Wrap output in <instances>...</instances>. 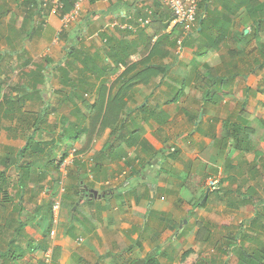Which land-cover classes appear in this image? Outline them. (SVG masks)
<instances>
[{
    "label": "crops",
    "instance_id": "crops-1",
    "mask_svg": "<svg viewBox=\"0 0 264 264\" xmlns=\"http://www.w3.org/2000/svg\"><path fill=\"white\" fill-rule=\"evenodd\" d=\"M198 7L186 30L163 0H84L69 21L42 0H0V79L15 63L21 73L0 93L2 264H44L47 252L52 264H171V249L200 251H180L181 239L196 240L191 222L210 232L221 207L250 211L229 229L264 252V209L233 199L264 197L253 142L264 131V0ZM237 124L238 149L227 136Z\"/></svg>",
    "mask_w": 264,
    "mask_h": 264
},
{
    "label": "rangeland",
    "instance_id": "rangeland-1",
    "mask_svg": "<svg viewBox=\"0 0 264 264\" xmlns=\"http://www.w3.org/2000/svg\"><path fill=\"white\" fill-rule=\"evenodd\" d=\"M15 64H13V67H11L8 70V74L9 75H8V79H7L8 82L7 83H9V87L11 86L10 88L12 89V91H13V86L15 84H17V82L19 81L18 76L21 75V73H19L20 72L19 71L20 67L18 68ZM26 74H28V73H26ZM20 83H21V81H19L17 86H15L16 89H18V85H20ZM9 92H10V90H9ZM5 97H9V96H5ZM34 102H35V100H34ZM158 113L162 114V111L160 110ZM256 113H257V116H258V119H259L258 123H261L263 125L262 128H264V122H262V121H264V112L263 113L262 112H256ZM48 114H51V112L49 111V112H45L44 113V117L46 118V120L50 119V117H48V119H47ZM49 121L46 122V124H44V125H49ZM49 129H51V128L49 127ZM261 132H262L261 130L258 131V134H257L258 137L256 138V140H253L254 143H255V141H257V148H259V149H261V147L264 146V131H263V134H260ZM155 142L157 143L156 140H155ZM253 154L254 153L248 155V158L250 160L254 158ZM258 165H262L261 160L259 161ZM194 180L196 181L195 178H194ZM198 180H199V177H198ZM262 180L264 181V176L262 177ZM189 184L191 185V188H189V190H194V187H196V185L191 183V182H189ZM262 193L264 195V190L263 191L259 190V194L261 195ZM189 194L190 195L188 196V200H190V199H192V198L197 196L196 193L191 194V191H189ZM199 194L203 198V197H206L207 192L206 191L205 192L204 191L203 192L200 191ZM189 197H190V199H189ZM185 198H187V194L185 195ZM197 201L193 200L194 203H196ZM255 201L258 204V201L257 200H255ZM218 209H219V214L216 215L215 217H216V220H218L219 223H215V222L212 221L214 223V226L210 227V232L212 233L211 239L208 240V241H203V239L202 240H197V237H196V240H195V238L193 240L189 239L188 241L187 240L184 241V240L181 239L182 244L179 246V248H181L180 251L183 250V247L185 245L189 246L190 244H193L196 249L200 250L203 253L204 259H205V261H207V263L204 262L205 264H230V261L233 262V256H236V255L233 253L232 250H229V248L227 246V243L225 245H223L225 240H226L224 238V235L226 237L227 236H231V235L232 236L233 235L234 236L235 235L238 236L239 234H242V232H240L238 230V228L234 229L235 232L230 231L229 227L224 228L223 225H225V224L229 225L228 222L241 223L244 218H246L247 216L249 217L251 214H250V211L248 210V212L246 211L245 213H243L244 215L243 214L239 215V216L235 215L234 217H231V215L229 216L228 212L224 211V208L222 209V207H221V208H218ZM254 209L257 210L259 208H254ZM253 214L254 213L252 212V215ZM262 215L263 216H261V220L263 222L264 221V214H262ZM189 219H191V218L189 217ZM245 222H246V224H244L245 225V229H248V226L250 225V223H248V221H245ZM193 223H196V224H193ZM194 226H198L197 222H191L190 227L189 226L188 227L192 228V229H195ZM255 226H256L255 224L251 223V227L254 229L253 230L251 228L252 231H255V232L256 231H260V232H262V230L260 228H255ZM236 227H238V226H236ZM198 228H199V226H198ZM198 228H196V229H198ZM241 229L243 231V227H241ZM255 232H250V235L256 236ZM205 233H206V229H205ZM258 243H259L258 240L255 239L252 244H253V246L257 247L258 250H261V248H259L257 246ZM262 250H263V248H262ZM177 252L178 251L176 250L175 252L172 253L174 257H176ZM263 254H264V252H262V255ZM262 255H261V257H262ZM5 258H6V256L3 259H5ZM258 258L260 259V256H258ZM162 260H164V259L162 258Z\"/></svg>",
    "mask_w": 264,
    "mask_h": 264
},
{
    "label": "trees",
    "instance_id": "trees-1",
    "mask_svg": "<svg viewBox=\"0 0 264 264\" xmlns=\"http://www.w3.org/2000/svg\"><path fill=\"white\" fill-rule=\"evenodd\" d=\"M74 7V1L73 0H65L64 2V8L65 12H69L71 9H73ZM29 74V73H28ZM44 75L42 74V79H44L43 77ZM7 79H0V93L2 88L4 87V85L7 84ZM11 87V86H10ZM9 87V88H10ZM16 90V87L13 86V91ZM244 114V112H243ZM244 123V120L242 121ZM248 123V122H247ZM246 124V123H245ZM229 124L227 123L225 126L227 127ZM243 124H237L234 125L233 130L231 133H227V136L230 137L228 139H231L234 141L233 145L238 149L242 142L241 139L237 136L238 133L243 134L244 136V132H243ZM242 136V138H243ZM216 191V190H215ZM257 194V192H256ZM264 197H261L259 195H251L250 194H243L238 192L237 194L235 193V196L233 197V199L236 200V202H238L240 205H244L246 204H250L251 208H260V209H264V201L263 203L261 202V200H263ZM260 200L259 204L256 205V201L255 200ZM235 202V203H236ZM199 228L196 231V237L197 240H202L203 241H208L211 239L212 237V233L209 232V225L207 223H199L198 224ZM225 228L229 227L228 224L223 225ZM205 229H206V233H205ZM246 238L249 236V239H254L255 237L252 235H249L248 233L245 234ZM251 236V237H250ZM224 238L226 239L224 242V245L227 243V246L229 248V250H232L233 253L236 256H233V262L230 261V264H264L262 258H264V254L262 255L261 250H258L257 248H253L252 250L250 248H246L244 246V242L245 240H243V243H241V239L238 236H225ZM248 240V238L246 239ZM160 251V250H159ZM175 252V250L171 249V253ZM227 252V251H226ZM158 253V251H157ZM166 256L168 255V253L166 252V250L163 252ZM159 254V253H158ZM162 255V254H161ZM262 255V257H261ZM164 256V255H162ZM258 256H260V259L258 258ZM5 257V253L4 251L0 250V259L1 262L0 264H2V259ZM171 260H173L174 262H172L171 264H205L204 262L207 263V261H205L204 259V255L201 251H197L193 248L184 250L182 253H180V255H176V257L172 256L170 257ZM147 264H163L160 261L156 260V258H151L148 259Z\"/></svg>",
    "mask_w": 264,
    "mask_h": 264
},
{
    "label": "built area",
    "instance_id": "built-area-1",
    "mask_svg": "<svg viewBox=\"0 0 264 264\" xmlns=\"http://www.w3.org/2000/svg\"><path fill=\"white\" fill-rule=\"evenodd\" d=\"M44 5L51 4V10L53 12H60L64 8L65 0H42ZM74 7L67 14L63 15L65 21L76 20L78 15L80 14L81 3L83 0H73ZM164 4L172 10L173 19L172 24L174 26H181L189 28L190 25L194 24L198 14V0H163ZM141 23H146L142 19ZM118 24V22H116ZM123 28L133 29V26H129L128 24L121 25ZM182 38L179 40V44H181ZM220 184V180L217 177L211 176L207 179V185L211 190L218 189ZM60 203L56 202L54 206L55 215L59 209ZM44 264H52L51 254L47 252L45 263Z\"/></svg>",
    "mask_w": 264,
    "mask_h": 264
},
{
    "label": "clouds",
    "instance_id": "clouds-1",
    "mask_svg": "<svg viewBox=\"0 0 264 264\" xmlns=\"http://www.w3.org/2000/svg\"><path fill=\"white\" fill-rule=\"evenodd\" d=\"M84 1V0H83ZM198 15V14H197ZM172 19H173V14H172ZM197 19V18H196ZM174 27H177V26H174ZM183 38H182V41H181V44L180 45H182L183 44ZM220 185V184H219ZM219 188V187H218ZM216 190H218V189H216ZM213 191H215V190H213Z\"/></svg>",
    "mask_w": 264,
    "mask_h": 264
},
{
    "label": "water",
    "instance_id": "water-1",
    "mask_svg": "<svg viewBox=\"0 0 264 264\" xmlns=\"http://www.w3.org/2000/svg\"><path fill=\"white\" fill-rule=\"evenodd\" d=\"M96 193V192H95ZM145 263V260L138 261L137 264H143Z\"/></svg>",
    "mask_w": 264,
    "mask_h": 264
}]
</instances>
